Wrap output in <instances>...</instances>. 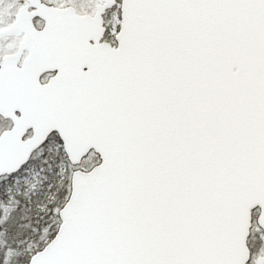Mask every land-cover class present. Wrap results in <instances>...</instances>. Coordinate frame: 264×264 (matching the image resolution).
<instances>
[{"label": "snow or ice", "instance_id": "snow-or-ice-1", "mask_svg": "<svg viewBox=\"0 0 264 264\" xmlns=\"http://www.w3.org/2000/svg\"><path fill=\"white\" fill-rule=\"evenodd\" d=\"M0 264H264V0H0Z\"/></svg>", "mask_w": 264, "mask_h": 264}]
</instances>
